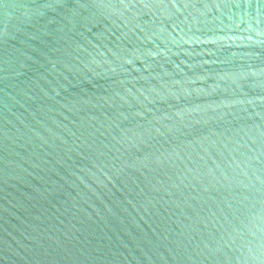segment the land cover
<instances>
[{"label": "water", "instance_id": "obj_1", "mask_svg": "<svg viewBox=\"0 0 264 264\" xmlns=\"http://www.w3.org/2000/svg\"><path fill=\"white\" fill-rule=\"evenodd\" d=\"M0 264H264V0H0Z\"/></svg>", "mask_w": 264, "mask_h": 264}]
</instances>
